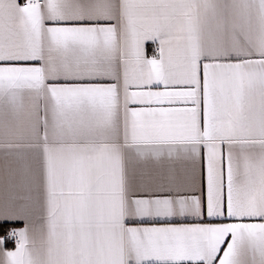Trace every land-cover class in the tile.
I'll return each instance as SVG.
<instances>
[{
    "label": "snow or ice",
    "instance_id": "snow-or-ice-1",
    "mask_svg": "<svg viewBox=\"0 0 264 264\" xmlns=\"http://www.w3.org/2000/svg\"><path fill=\"white\" fill-rule=\"evenodd\" d=\"M5 227L0 264H264V0H0Z\"/></svg>",
    "mask_w": 264,
    "mask_h": 264
},
{
    "label": "crops",
    "instance_id": "crops-1",
    "mask_svg": "<svg viewBox=\"0 0 264 264\" xmlns=\"http://www.w3.org/2000/svg\"><path fill=\"white\" fill-rule=\"evenodd\" d=\"M17 226L20 227L22 226V224H19ZM7 230H8L7 227L0 229V235L4 234V232H6ZM7 247L11 250H14V248L9 243L7 244Z\"/></svg>",
    "mask_w": 264,
    "mask_h": 264
},
{
    "label": "built area",
    "instance_id": "built-area-1",
    "mask_svg": "<svg viewBox=\"0 0 264 264\" xmlns=\"http://www.w3.org/2000/svg\"><path fill=\"white\" fill-rule=\"evenodd\" d=\"M8 243H10L14 247V243L13 242L9 241Z\"/></svg>",
    "mask_w": 264,
    "mask_h": 264
},
{
    "label": "bare ground",
    "instance_id": "bare-ground-1",
    "mask_svg": "<svg viewBox=\"0 0 264 264\" xmlns=\"http://www.w3.org/2000/svg\"><path fill=\"white\" fill-rule=\"evenodd\" d=\"M10 244V243H9ZM11 245V244H10ZM12 246V245H11ZM13 247V246H12ZM14 248V247H13Z\"/></svg>",
    "mask_w": 264,
    "mask_h": 264
}]
</instances>
